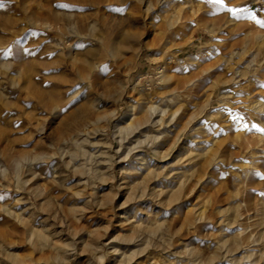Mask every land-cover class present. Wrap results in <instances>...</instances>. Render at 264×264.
<instances>
[{
    "label": "rangeland",
    "instance_id": "rangeland-1",
    "mask_svg": "<svg viewBox=\"0 0 264 264\" xmlns=\"http://www.w3.org/2000/svg\"><path fill=\"white\" fill-rule=\"evenodd\" d=\"M224 5L0 0V264H264V0Z\"/></svg>",
    "mask_w": 264,
    "mask_h": 264
},
{
    "label": "bare ground",
    "instance_id": "bare-ground-1",
    "mask_svg": "<svg viewBox=\"0 0 264 264\" xmlns=\"http://www.w3.org/2000/svg\"><path fill=\"white\" fill-rule=\"evenodd\" d=\"M158 74H160V72H158ZM165 103H168V102L165 101ZM147 110L150 113V118L153 117L154 119H157V121L155 123H152L153 122V120H152V122H146L145 124L149 123V125H151V126L152 125H158L159 127L164 126L165 123H164L163 120H164L165 111L160 107V105H158L157 107H156V105H150V106H148ZM141 126H142V124H136V125L128 126L126 128V130L128 131V134H133ZM135 133L138 134L139 132H135ZM155 139L158 140L159 137H155ZM121 149L122 148L116 150V152H114L112 154V156L109 157V159H108L109 166H111V164L114 162V157L119 154L118 152ZM23 160H25V159H23ZM142 162H144V161L142 160ZM0 173H4V171L1 170V167H0ZM30 234H32L31 236H34V234L32 232ZM38 237H41L43 239L44 243H48L50 246L53 245L50 241H47L45 238H43L42 235H39ZM111 250L112 251L110 253L106 252V255H110L112 257H116V256L121 257L119 264H125L124 261H127V263H129V262H131V259L136 256V253L132 254L131 257L130 256H125L123 254L119 255V251L118 250H116V249H114V250L111 249ZM64 251H65V253H67L69 251H74V250H73V248H71L70 250L66 248ZM90 251H91V257L95 260V262H98V263L103 262V260L105 259V251L101 247L100 248L99 247H90ZM250 258H251V256H248L247 260H250ZM88 263L92 264L91 261H89Z\"/></svg>",
    "mask_w": 264,
    "mask_h": 264
},
{
    "label": "snow or ice",
    "instance_id": "snow-or-ice-1",
    "mask_svg": "<svg viewBox=\"0 0 264 264\" xmlns=\"http://www.w3.org/2000/svg\"><path fill=\"white\" fill-rule=\"evenodd\" d=\"M213 3H217L220 4L221 6H225L224 5V0H212ZM61 7H68L67 5H61ZM226 7V6H225ZM230 13L235 14V10L234 9H227ZM258 23L261 25V27H264V21H258ZM260 131L264 132V129H260Z\"/></svg>",
    "mask_w": 264,
    "mask_h": 264
}]
</instances>
